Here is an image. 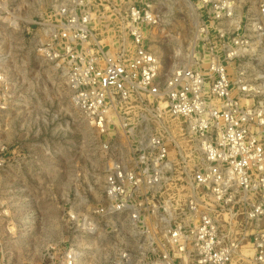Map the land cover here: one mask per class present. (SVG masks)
I'll return each instance as SVG.
<instances>
[{
  "label": "built area",
  "instance_id": "1",
  "mask_svg": "<svg viewBox=\"0 0 264 264\" xmlns=\"http://www.w3.org/2000/svg\"><path fill=\"white\" fill-rule=\"evenodd\" d=\"M6 1L0 9L13 7ZM188 1L200 10L197 31L219 43L203 68L162 67L149 44L160 24L155 0H59L33 21L34 47L61 73L71 104L99 135L115 125L134 137L128 163L108 165L106 204L92 207L81 229L120 218L160 250L135 264H264V107L249 103L251 87H234L227 71L250 46L248 32L264 34V0H252L249 18L233 13L240 0ZM4 90L0 71V111L9 104ZM134 102L148 113L133 115ZM150 120L178 123L179 138L136 127ZM4 164L0 149V172ZM116 261L134 263L127 251Z\"/></svg>",
  "mask_w": 264,
  "mask_h": 264
},
{
  "label": "rangeland",
  "instance_id": "2",
  "mask_svg": "<svg viewBox=\"0 0 264 264\" xmlns=\"http://www.w3.org/2000/svg\"><path fill=\"white\" fill-rule=\"evenodd\" d=\"M170 1L155 0L160 24L150 32V46L165 70L206 67L212 56L204 53L210 48L218 51V41H207L197 31L200 10L195 4L190 15L184 0H174L173 5ZM58 2L12 0V8L0 9V71L7 82L1 94L9 100L0 111V149L8 165L0 172V264H65L68 260L70 264H116L123 251L133 262L153 259L160 250L149 248L144 238L137 240L129 224L119 226L118 217H102L94 230L81 229L83 219L91 222V208L106 204L108 165L113 158L128 163L134 137L115 125L108 135H99L71 104L70 91L54 63L37 53L32 35L40 26L33 21ZM236 4L237 17H251L252 0ZM228 26L232 27L225 22ZM244 27L241 23V33ZM248 33L250 46L229 61L228 76L234 87L246 82L252 89L248 102L264 107V34ZM214 54L217 58L219 53ZM128 107L133 115L148 113L140 103ZM158 124L150 120L136 127L141 132L159 131L167 139L179 138L178 123L162 122L160 128ZM104 140L111 142L107 150L101 148Z\"/></svg>",
  "mask_w": 264,
  "mask_h": 264
},
{
  "label": "bare ground",
  "instance_id": "3",
  "mask_svg": "<svg viewBox=\"0 0 264 264\" xmlns=\"http://www.w3.org/2000/svg\"><path fill=\"white\" fill-rule=\"evenodd\" d=\"M170 1V0H169ZM172 1H174V0H171L170 1V3H171V5H173V3L174 2H172ZM184 3H185V5H186V7H187V9H188V13H190V15H192V13L194 12L193 10H194V6H193V4L191 3V2H189L188 0H184ZM195 16V15H194ZM256 90H258V89H260V87H257V88H255Z\"/></svg>",
  "mask_w": 264,
  "mask_h": 264
}]
</instances>
